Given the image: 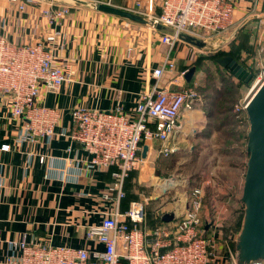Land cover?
Masks as SVG:
<instances>
[{"label": "crops", "instance_id": "crops-1", "mask_svg": "<svg viewBox=\"0 0 264 264\" xmlns=\"http://www.w3.org/2000/svg\"><path fill=\"white\" fill-rule=\"evenodd\" d=\"M85 1L86 4H69V12L63 19L49 22L42 14L46 4L42 0H30L24 10L10 0H0V33L14 42L28 43L57 32L55 61L66 67L70 78L56 91L43 88L39 97L40 102L61 113L52 139L19 141L17 134L22 118L12 117L8 99L0 98V264L11 253L10 242L23 238L28 242L102 249L103 245L86 237L88 227L100 223L110 212L123 211L129 205L122 203L120 209L117 201L103 198L118 168L116 165L86 168L85 161L90 159V154L79 144L71 143L68 136L72 128L71 111L82 106L105 111L119 108L133 114L141 92L157 82L151 72L164 62L169 51L160 41V30L97 10L91 3H110L147 19L160 13L162 0ZM202 50L203 47L182 39L176 41L170 53L176 70L165 71L159 81L161 87L179 90L202 86L203 71L195 64L199 56L205 55ZM193 66L196 70L187 81L185 74ZM209 102L203 97L182 109V131L170 139L169 145L174 150L168 155L162 154L161 141L144 143L148 150L142 166L135 169L131 184L146 183L154 190L162 183L165 187L164 172L182 162L179 147L195 137L206 138L199 133L209 126ZM61 131L66 134H59ZM4 144H9L10 148L2 149ZM144 144L140 151L142 158ZM243 179L238 187H243ZM164 190L150 196L145 205L144 226L148 229L158 222H173L174 213L189 206L186 200L175 210L167 208L163 205ZM240 197L241 194L238 203H241ZM206 210L203 205L200 217L204 222L211 216ZM167 213H172L168 221L163 219ZM241 222L236 223V232L220 233L223 255L215 264H236L229 251H234ZM212 232V228L204 225L202 234Z\"/></svg>", "mask_w": 264, "mask_h": 264}, {"label": "built area", "instance_id": "built-area-1", "mask_svg": "<svg viewBox=\"0 0 264 264\" xmlns=\"http://www.w3.org/2000/svg\"><path fill=\"white\" fill-rule=\"evenodd\" d=\"M10 1L18 4L20 10L30 4V0ZM262 5L264 0H162L160 13L148 17L147 25L153 30L157 24L169 27L160 36L169 51L164 62L151 72L157 82L141 92L134 113L82 106L71 111L68 136L71 143L79 144L90 154L86 168H118L103 194L105 200L120 203L125 196L126 177L144 162L140 155L144 143L161 141L164 155L174 150L169 141L182 131V109L200 100L188 86L173 90L159 84L166 70H176L170 56L175 42L182 34L205 41L229 32L247 18L236 16L238 11L243 14L247 7L255 10ZM68 12L69 5L65 4L46 3L42 8L49 22L63 19ZM56 37L54 32L36 41L18 43L0 33V98L8 99L12 117L22 118L19 141L52 139L56 134L61 113L39 100L43 88L56 91L70 79L66 67L55 61ZM263 83L261 67L251 80L249 92L233 111L246 113L248 103ZM1 148L8 150L10 145ZM203 199V189L195 187L188 208L174 213L173 222H158L151 229L144 226L146 203L133 201L126 211L110 212L100 223L88 227L86 237L103 245L102 249L28 242L23 238L10 242L11 253L2 264H215L223 255L224 243L218 231L222 221L214 216L206 222L202 220ZM204 225L212 228L211 235L202 234ZM229 254L235 259L234 251Z\"/></svg>", "mask_w": 264, "mask_h": 264}, {"label": "rangeland", "instance_id": "rangeland-1", "mask_svg": "<svg viewBox=\"0 0 264 264\" xmlns=\"http://www.w3.org/2000/svg\"><path fill=\"white\" fill-rule=\"evenodd\" d=\"M241 12L238 11L236 16L247 18L239 27L235 26L229 32L204 39L206 46L202 51L210 57L203 59L205 63L200 66L203 71L202 86L194 90L200 101L203 97L210 100L209 108L214 106L215 111H218L215 116L207 117L213 126H206L199 133L207 139L194 136L195 140L179 147L181 164L163 175L164 179L173 175L177 184L163 187L162 183L156 190L146 183L131 185L133 199L146 204L149 203L150 196L159 195L161 189H165L163 205L174 210L184 201H189L195 187H201L203 205H206V212L211 215L209 219L218 217L222 221L218 231L227 235L232 230H238L236 223L241 222L243 215V204L238 203V195L242 194L243 187H238V184L244 178L248 159L247 114L235 113L233 108L247 95L251 85L240 82L226 68L211 60V55L218 57L232 54L256 74L264 67V5L255 10L247 7L243 14ZM228 115L231 116L229 120Z\"/></svg>", "mask_w": 264, "mask_h": 264}, {"label": "water", "instance_id": "water-1", "mask_svg": "<svg viewBox=\"0 0 264 264\" xmlns=\"http://www.w3.org/2000/svg\"><path fill=\"white\" fill-rule=\"evenodd\" d=\"M42 1L65 5L87 3L85 0ZM91 4L97 10L148 23V19L128 9L103 2H93ZM156 28L160 31L169 30V27L162 24H157ZM181 39L199 47L206 46V42L190 35L182 34ZM215 63L229 68L231 74L244 83H249L253 78V73L246 66L230 56L217 58ZM195 70L196 67L193 66L187 71L185 74L187 81L191 80ZM246 114L249 122L246 142L248 159L240 197L243 204V217L234 242L236 264L264 262V83L248 103ZM147 150L148 145L144 144L143 158L146 156ZM171 217L172 213H167L163 219L168 221Z\"/></svg>", "mask_w": 264, "mask_h": 264}, {"label": "trees", "instance_id": "trees-1", "mask_svg": "<svg viewBox=\"0 0 264 264\" xmlns=\"http://www.w3.org/2000/svg\"><path fill=\"white\" fill-rule=\"evenodd\" d=\"M208 56H209V55H201V56H199V57H198V60L196 61L195 64H196L197 66H201V64L205 63V61H203V59L207 58ZM212 56H213V57H212ZM224 56H230V57L236 59L237 61H239L240 63H242L240 60H238V59H237L235 56H233L232 54H225V55L218 56V57H214V55H211V60H213V61L215 62V60H216L217 58L224 57ZM209 57H210V56H209ZM209 57H208V58H209ZM242 64H243V63H242ZM243 65H244V64H243ZM244 66H246V65H244ZM246 68H248V69L253 73V77H255L256 73L252 70V68L249 67V66H246ZM226 70H228V71L231 73V71H230L229 68H226ZM240 82H242V81H240ZM242 83H244V82H242ZM249 83H251V81H250ZM211 110H212V111H211ZM229 110H232V109H229ZM226 111H228V109H227ZM216 113H218V111H215L214 106H212L211 108H209V117H211V116H215ZM232 114H233V113H232ZM228 116H229V117H228ZM228 116H226V117H228L227 120H229V119L231 118L230 115H228ZM209 126L212 127V126H213L212 123L209 122ZM133 176H136V170H135V169L132 170V171L129 173L128 177H126V179H125V181H124V186H123V188H124V191H125V196L120 200V209H121V204H122V203H124V204H125V203H128V204H129L128 207H127V209H128V208L130 207L131 203H132L133 201H135L134 199H132L133 196H132V192H131V185L134 184V183L131 184V182H129L130 179H131V177H133ZM128 182H129V183H128ZM127 209L123 210L122 212L126 211ZM120 211H121V210H120Z\"/></svg>", "mask_w": 264, "mask_h": 264}, {"label": "bare ground", "instance_id": "bare-ground-1", "mask_svg": "<svg viewBox=\"0 0 264 264\" xmlns=\"http://www.w3.org/2000/svg\"><path fill=\"white\" fill-rule=\"evenodd\" d=\"M165 182H167V183L165 184V187H169V186L174 185L175 182H177V181H176L173 177H171V179H169V181H168V179H167Z\"/></svg>", "mask_w": 264, "mask_h": 264}]
</instances>
